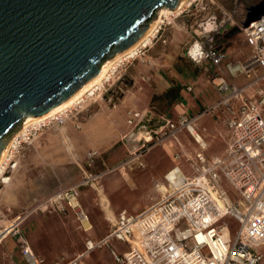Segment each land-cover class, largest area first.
Listing matches in <instances>:
<instances>
[{
    "label": "built area",
    "instance_id": "1",
    "mask_svg": "<svg viewBox=\"0 0 264 264\" xmlns=\"http://www.w3.org/2000/svg\"><path fill=\"white\" fill-rule=\"evenodd\" d=\"M241 32L250 48L249 55L244 61H227L225 66L231 75H242L247 79L242 85H236L223 72L226 54L212 38L195 37L186 50L194 63L206 61L216 68L211 82L220 98L205 113L215 114L218 106L228 110L226 127L230 139L226 153L210 160L197 154L198 162L192 163L191 176L182 172L181 178L174 176L169 180L165 175L167 189L161 192L158 200L136 215L121 212L108 238L100 242L87 240V250L106 243L110 238L128 245L122 253L112 251L115 264H259L264 261V15L250 22ZM117 80L121 84L125 78L120 75ZM116 89L123 92L121 86ZM250 89H253V96L248 94ZM69 114L71 110L45 124L51 121L62 124ZM127 114L129 125L136 126L138 120L141 121V113ZM161 119L164 127L161 125L152 130V143H160L184 128L202 148L205 146L191 131L193 128L201 136L195 127V117L183 114L171 120L164 115ZM38 128L40 126L29 128L25 135L17 136L13 149L20 150L23 144H29ZM222 177L231 184L237 196L235 203L222 186ZM226 199L237 211L235 215L231 213L239 222L233 236L228 226L220 223L227 214L224 208ZM37 208L62 214L72 211L80 229L87 231L91 228L90 223L87 227L84 225L90 221L77 198L76 186L59 187L31 210ZM18 217H22L18 222L24 218ZM181 222L186 223L184 229L179 228ZM227 230L230 234L226 233ZM17 240L24 264H42L20 232ZM65 264H80V257Z\"/></svg>",
    "mask_w": 264,
    "mask_h": 264
},
{
    "label": "crops",
    "instance_id": "2",
    "mask_svg": "<svg viewBox=\"0 0 264 264\" xmlns=\"http://www.w3.org/2000/svg\"><path fill=\"white\" fill-rule=\"evenodd\" d=\"M190 15L192 14H170L164 17L166 24L162 22L159 30L157 31V27L149 40L140 46L142 47L141 50L136 51L132 56L134 57L139 53L137 58L132 60H129V58L126 60V58L117 62V66L113 69L116 71L120 64H124L120 75L130 80V86L126 87L122 97L114 107L99 108L92 115L91 120L83 123V126H79V129L74 128L69 123H64L65 125L58 130L45 132L42 144L45 148L59 147L58 155L63 151L65 154L66 149L73 148L78 157L82 156L83 153L79 141L80 137H88L87 144H94L101 153L115 146L119 141L123 143L120 149L124 150L127 147L124 141H137L143 138V136L139 138L137 132L141 128L147 127L146 123L151 113L148 105L155 96L163 95L166 92L171 85V81H175L181 87L177 100L169 107H163L157 115L160 119L165 115L166 118L171 120H176L183 114L195 117V127L203 137L202 140L205 146L202 148L193 136L182 128L175 134L166 137L162 142L154 143L156 145H167L170 148V151L167 150L166 156L154 153L150 155L151 157H148L141 154V163L132 167L127 165L128 160L115 162L113 156L109 155L107 162L111 163V166H120L121 163L123 165L120 167L119 172L103 171L100 189L92 187L80 189L79 177H74L70 182H65L62 167L54 166L55 170L58 169L55 172L58 174H56L57 176L55 174L49 176V186L37 187L39 178H35L27 183L25 187L27 189L24 190L23 194L20 190L18 192L13 191V202L17 204H13L11 209L19 210L20 205L29 206L34 199L47 196L49 193L52 194L51 192L55 188L76 186L77 198L89 217L91 228L84 231L87 233L86 235L77 231L67 222L61 221L54 214H39L26 221L21 226L22 235L28 240L34 253L41 259L42 264H63L68 259L75 257H80V264H115L112 251L122 253L128 249L127 244L109 238L106 243L87 250L86 241L100 242L108 238L121 212H125L127 215H136L158 200L160 196L156 197L154 194L156 191L161 194L162 191L159 185L166 186L161 182L162 180L166 182L165 175L173 167L177 166L185 175L191 176L193 174L191 165L198 162L197 154H202L206 160H210L226 153L230 139V132L226 127V120L229 117L228 110L218 106L214 111L216 115L211 118L208 117L210 114L205 113V110L212 107L219 100L220 95L208 79L205 70L195 67L190 60L183 58L185 44L192 37H199L200 35V32H197V29L194 28L197 20L189 23ZM224 51L226 57L222 63V68H226L227 55H230L235 62L244 61L249 55L250 48L249 50L243 49L241 54L235 53L232 49H224ZM182 61L190 64V68H185L182 63L180 64ZM228 74L231 75L229 72ZM248 94L253 96V89L248 90ZM128 112L141 113V121L138 120L139 123L136 126L127 123ZM67 118H69V115ZM161 125H163L161 127L163 128L164 121L162 119L157 128ZM87 130L88 132L85 133ZM135 131L137 132L135 133ZM194 131L197 133L195 129ZM189 134L192 136V140L188 139L187 135ZM148 137L150 136H144L145 141H148ZM57 139L60 140L55 143ZM195 143L199 147H196ZM154 157L159 158V163L156 162ZM67 158L61 157L56 159L55 162L62 164L67 161ZM78 166V163L76 166L74 165L75 168ZM51 169L49 172H51ZM139 170H147V173L141 176L139 172L137 173ZM18 179L19 186L21 181V185L24 186L25 176L21 173ZM9 180L10 177L5 183H8ZM125 182L131 184L134 182L141 183L144 188L142 192L133 196L138 202L132 209L120 206L119 202L122 200V196L112 198L106 189V185L113 188ZM220 182L223 186L222 178ZM4 239H6L4 240L5 244L0 247V264H24L20 254L15 250L11 238L7 236ZM113 241H119L121 246H115L112 244ZM64 243L67 245L66 247ZM259 264H264V261Z\"/></svg>",
    "mask_w": 264,
    "mask_h": 264
},
{
    "label": "water",
    "instance_id": "3",
    "mask_svg": "<svg viewBox=\"0 0 264 264\" xmlns=\"http://www.w3.org/2000/svg\"><path fill=\"white\" fill-rule=\"evenodd\" d=\"M181 0H0V154L28 117L71 96L148 29L159 8ZM264 15L247 7L239 33Z\"/></svg>",
    "mask_w": 264,
    "mask_h": 264
},
{
    "label": "rangeland",
    "instance_id": "4",
    "mask_svg": "<svg viewBox=\"0 0 264 264\" xmlns=\"http://www.w3.org/2000/svg\"><path fill=\"white\" fill-rule=\"evenodd\" d=\"M258 1L260 0H196V2L192 3V5H188V7L185 10H183L182 12L180 11V13L178 12L176 14H192L189 16V21H190L189 23H193L195 20H197L196 25L194 24L195 25L194 28L197 29V32H200L199 33L200 38L210 37L212 38V40L216 45L222 47L223 49H232L235 53L237 52L238 54H241L243 49L246 48V50H249L248 44L244 40V36L242 32L240 31L239 33H235L230 36H226V34L229 32L230 28L241 25V21L245 18L247 7L257 3ZM163 16L164 14L162 15V17ZM155 17H158V12L155 15ZM163 22L164 24H166V19H164ZM203 27H205V29ZM194 38L195 37H192L190 41L187 44H185L183 48V52H184L183 58L186 60H190L186 54V50L189 47V45L192 43ZM138 54L134 57H130L129 60H132L133 58H137ZM126 60H128V58ZM227 61L233 63L235 62V60L231 58L230 55H227ZM124 62L126 61L124 60ZM181 63L185 67L188 66L190 68V64H188L186 61H182L180 62V64ZM193 64L195 65V67L205 70L207 77L210 81L211 78L216 74L215 72L216 69H214L215 67L211 66L209 62L205 61L200 64H196L193 62ZM116 66L117 64L115 65V67ZM123 66L124 64H120L116 69V71L115 69H113V71L111 69L112 72L109 73V77H107L106 79L108 81H103L104 86L98 89L97 91H95L92 94V97L89 98H87L88 96L85 97L86 99L83 104L77 105L72 109H70L71 114H69V118H67L65 122L60 124L51 121L48 124L40 126V128H38V130L36 131L35 135L31 137L32 140L29 144H23L22 145L23 148H20V150L17 149L11 150L12 158L10 157V161L6 165L3 176L2 175L0 176V234L6 228V226L8 225L12 226L11 223H14L13 224L14 226L10 227L9 229L10 231L8 230L9 232L5 236L2 237L0 235L1 236L0 247H2V244H5L4 240L6 239L4 238L8 236L9 238H11V242L14 243V247L16 248L15 250L17 251V253H19V243L17 239H18V232L22 234L21 226L26 221L33 218V216H37L39 214H54L61 221L67 222L70 226L77 229V231H79L80 233L85 235L87 234L78 227V221L76 219V215L72 211H68L67 213L62 214L45 208H37L36 210H31L38 202L48 197L50 193L47 196L34 199L31 205L29 206L20 205L19 210L11 209L13 204H17L13 202V198H14L13 191L18 192L20 190V192L23 194L24 190L27 189L25 188L27 186V183L30 180H34L35 178H39L37 187L44 188L46 187V185L49 186L50 185L48 180L49 176L51 177L54 174L55 175L58 174L55 173L56 170L58 169L55 170L54 166L62 167L61 170H63L62 171V173L64 174L63 180L65 182H70L74 177H79L78 184L80 189L83 187H92V188L100 189L101 188L100 180L102 173H104L103 171L106 172L111 171L112 173L119 172L121 170L120 167H122L123 165V163H121L120 166L119 165L111 166V163L107 162L108 161L107 158L109 157V155L113 156L115 162H119V161L125 162L128 160L127 165L133 167L135 164L138 165L141 163V156H140L141 154H145L148 157H151L150 155L154 153H158L163 156H166L167 152L170 151L169 150L170 148L167 145H162V144L156 145L154 144V142L153 143L151 142V139L154 136L152 130H157L158 125L161 124V119L157 115V113L161 110V108L159 107L160 103H158L157 100L158 98H156V96L148 105V108L151 110V113L148 116L149 120L146 123L147 127L143 129L141 128L140 130H138V132L135 131V133L137 132V136L139 138L141 136H143V138L137 141H131V140L124 141L127 145V147H125L124 150L120 149V147L123 146V143L122 141H119L118 143L115 144V146L101 153L97 150L94 144H87V140L89 139L88 137L79 138V141L81 142L80 145L82 146L81 148L83 149L82 156L80 155L79 157L73 151V148L66 149L65 154L63 151V153L58 155L59 147L57 148L46 147L47 149L43 147L42 138L45 132L58 130L67 123L71 124L74 128L77 127L76 129H79L80 127L83 126V123L91 120L92 115L96 111H98L99 108L101 107L112 108L114 107V105H116L119 102L126 87L130 86V80L128 78H125V80H123L121 84L120 81L117 80V78L122 73ZM222 70L223 72H225V75H227L230 79H233L236 85H241L243 83H246L247 81V79L242 75L239 76L229 75L226 68H222ZM169 78L171 77L169 76ZM117 86H121L123 88V92L117 91L116 89ZM110 97H112V100H109ZM153 101L155 102L154 108L151 107ZM210 115H208L209 118L215 116L216 113L211 116ZM15 132L17 131L11 132V134L6 138L5 146L6 144H8V142H10ZM86 132H88V130L85 131V133ZM144 136L145 137L150 136L148 137V141H145ZM187 136L188 139L190 140L193 139L190 134ZM58 140L60 139H57L55 143H58ZM195 144L196 147H199L197 143ZM91 152H94V155L90 156L89 154ZM61 157L62 158L68 157L67 161L62 164H57L58 162H55L56 159H59ZM155 159L156 162L159 163V158H155ZM77 163L79 166L76 167L77 168L76 169L74 165L76 166ZM14 164H16L15 167H13ZM63 167H65V169H63ZM71 167L73 168L72 170L70 169ZM50 169L51 172H49ZM138 172L139 175L143 176L144 174L147 173V170L146 171L139 170L137 171V173ZM21 173L23 174V176H25L24 186L21 185L22 181L20 182V186L18 184L19 183L18 178ZM8 177H10V180L8 183H5ZM222 181H223V187L228 191L232 203H235L237 201V196L235 195L231 184L223 177H222ZM161 183L166 184L164 180H162ZM106 189L109 192V194L112 196V198H116L119 195L122 196V200L119 202L120 206H126L129 209H132L138 202L137 199L134 198L133 196L142 192L144 188L141 183L134 182L133 184H131L125 182L113 188L110 185H106ZM54 190L56 191L57 189L55 188ZM53 191L51 193H53ZM160 195L161 194L158 193L157 191L154 194V196L156 197H159ZM18 216H24V218L19 222L15 221L19 219ZM220 223H225L228 226V229L230 230L232 236L239 228V222L235 219V217L231 213L225 214L224 217H222V219L220 220ZM185 227H186L185 222H181L179 224L180 229H184ZM112 244L118 247L121 246V243L119 241H113ZM66 246L67 245H65V247ZM70 259H68L64 263H67Z\"/></svg>",
    "mask_w": 264,
    "mask_h": 264
},
{
    "label": "bare ground",
    "instance_id": "5",
    "mask_svg": "<svg viewBox=\"0 0 264 264\" xmlns=\"http://www.w3.org/2000/svg\"><path fill=\"white\" fill-rule=\"evenodd\" d=\"M193 0H181L177 6L176 9H169L167 7H161L158 10V17H155L149 24L148 29L138 38L137 41H135L130 47H128L126 50L117 53L112 58L104 61L101 66L98 74H96L94 77H92L90 80L85 82L80 88H78L71 96H69L67 99L56 105L55 107L51 108L47 112L34 116V117H28L24 119L21 123L20 129L15 132L8 144L4 147L2 153L0 154V176H3V173L5 171L6 165L10 161V157L12 158V149L15 147V139L19 135H25L27 133V130L29 128H36L46 123V121H49L53 118H56L57 116L66 114L67 111L72 109L73 107L83 104L85 101V97L89 98L92 97V94L97 91L98 89L102 88L104 86L103 81L106 80L107 77H109V73L111 72V69L115 68V65L117 64L118 60L121 61L122 59L130 58L132 57L136 51H139L140 46H142L149 38L155 33V30L159 25L164 21V17H167L170 14H176L180 11H182L184 8H186L188 5L192 3ZM191 2V3H190ZM164 16L162 17V15ZM138 49V50H137ZM194 136L201 142V144H204V141L200 137L199 134H197L194 129H191ZM11 143V144H10ZM11 145V146H9ZM9 152V153H8ZM15 165V164H14ZM13 165V166H14ZM177 167V166H176ZM178 168V167H177ZM173 169L176 171L168 172L166 175V178L169 180H172L174 176L182 177V172L178 169ZM178 174V175H175ZM160 190L164 191L166 190V186L159 185ZM222 206V203L219 202ZM225 211L227 213H232L235 215L237 211H235L233 204L229 199L225 200ZM238 217L239 214H238ZM17 218V217H16ZM20 219V217H19ZM18 220V219H17ZM90 222L84 223L85 227L89 225ZM11 225L6 226V228L1 232V236L3 237L5 234H7L8 230L10 229ZM227 234L229 231L227 230ZM0 236V237H1ZM92 243V242H91ZM93 246V245H92ZM91 247V246H90Z\"/></svg>",
    "mask_w": 264,
    "mask_h": 264
},
{
    "label": "trees",
    "instance_id": "6",
    "mask_svg": "<svg viewBox=\"0 0 264 264\" xmlns=\"http://www.w3.org/2000/svg\"><path fill=\"white\" fill-rule=\"evenodd\" d=\"M187 67L188 66H186L185 68H187ZM179 69H184V68H179ZM180 88L181 87H180V84L178 82L171 81V85L168 87L166 92L163 95L156 96V98H158L157 99L158 103H160L159 107L161 108V110L163 109L162 107H169L173 102H175L177 100ZM151 107L152 108L155 107L154 101L152 102Z\"/></svg>",
    "mask_w": 264,
    "mask_h": 264
}]
</instances>
